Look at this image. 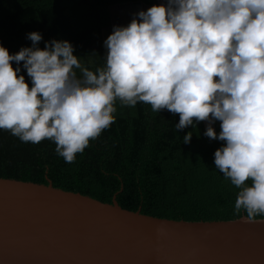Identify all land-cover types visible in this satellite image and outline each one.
Masks as SVG:
<instances>
[{
  "label": "clouds",
  "instance_id": "9594fccd",
  "mask_svg": "<svg viewBox=\"0 0 264 264\" xmlns=\"http://www.w3.org/2000/svg\"><path fill=\"white\" fill-rule=\"evenodd\" d=\"M27 38L15 53L0 45V130L49 140L71 163L114 122L117 101L178 114L176 130L206 121L203 135L222 142L214 167L238 190L234 213L264 217V0L153 4L113 26L94 71L68 40Z\"/></svg>",
  "mask_w": 264,
  "mask_h": 264
},
{
  "label": "trees",
  "instance_id": "16d2710c",
  "mask_svg": "<svg viewBox=\"0 0 264 264\" xmlns=\"http://www.w3.org/2000/svg\"><path fill=\"white\" fill-rule=\"evenodd\" d=\"M157 0H0V45L10 53L31 46L27 33L45 41L68 40L82 66L103 67V41L110 33L108 8L125 2ZM15 67V62H12ZM22 64V62H21ZM79 75V70H76ZM21 73L29 81L26 71ZM30 84V81H29ZM114 122L67 163L49 140L26 143L0 130V177L46 184L78 192L128 210L183 220H232L238 191L213 164L221 141L196 128L176 130L179 115L152 112L149 105L120 106ZM217 133L219 122H214ZM192 131L190 142L183 136ZM264 218V217H257Z\"/></svg>",
  "mask_w": 264,
  "mask_h": 264
},
{
  "label": "water",
  "instance_id": "95a60500",
  "mask_svg": "<svg viewBox=\"0 0 264 264\" xmlns=\"http://www.w3.org/2000/svg\"><path fill=\"white\" fill-rule=\"evenodd\" d=\"M135 3L141 10L151 6L134 1L110 7ZM129 18L122 15L119 25ZM0 264H264V218H162L50 180L0 177Z\"/></svg>",
  "mask_w": 264,
  "mask_h": 264
},
{
  "label": "flooded vegetation",
  "instance_id": "af4514ba",
  "mask_svg": "<svg viewBox=\"0 0 264 264\" xmlns=\"http://www.w3.org/2000/svg\"><path fill=\"white\" fill-rule=\"evenodd\" d=\"M165 2H166V0H165ZM126 10V12L125 13H123V16L125 17L126 15H130V18H129V20H131L132 19V17H133V15L134 14H136L138 11H140L141 10V7H140V5L139 4H131V6H125L124 7ZM123 8V9H124ZM122 11V10H121ZM116 21H117V17L114 15L113 16V18H112V20H111V27H112V24H113V26L114 25H117V23H116ZM118 22V21H117ZM116 23V24H115ZM110 27V28H111ZM112 31V30H111Z\"/></svg>",
  "mask_w": 264,
  "mask_h": 264
},
{
  "label": "rangeland",
  "instance_id": "374dc122",
  "mask_svg": "<svg viewBox=\"0 0 264 264\" xmlns=\"http://www.w3.org/2000/svg\"><path fill=\"white\" fill-rule=\"evenodd\" d=\"M126 11H122L121 12V9H119V8H112V7H110V8H108V18L110 19V20H112V18H113V16L115 15L116 17H117V21H116V23H117V25H119L120 23V17H122V15H123V13H125ZM115 23V24H116ZM113 29V24H112V27H111V29H109L110 30V32H111V30Z\"/></svg>",
  "mask_w": 264,
  "mask_h": 264
},
{
  "label": "crops",
  "instance_id": "0c3cea01",
  "mask_svg": "<svg viewBox=\"0 0 264 264\" xmlns=\"http://www.w3.org/2000/svg\"><path fill=\"white\" fill-rule=\"evenodd\" d=\"M161 3H163V2H161ZM161 3H160V4H161ZM125 10H126L125 8H124V9H122V11H125Z\"/></svg>",
  "mask_w": 264,
  "mask_h": 264
}]
</instances>
